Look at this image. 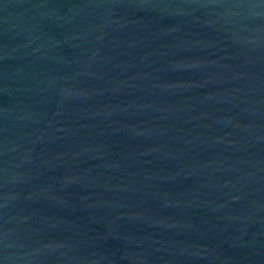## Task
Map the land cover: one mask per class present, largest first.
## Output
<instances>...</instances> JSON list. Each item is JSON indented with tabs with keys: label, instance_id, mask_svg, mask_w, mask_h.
Listing matches in <instances>:
<instances>
[{
	"label": "water",
	"instance_id": "1",
	"mask_svg": "<svg viewBox=\"0 0 264 264\" xmlns=\"http://www.w3.org/2000/svg\"><path fill=\"white\" fill-rule=\"evenodd\" d=\"M0 264H264V0H0Z\"/></svg>",
	"mask_w": 264,
	"mask_h": 264
}]
</instances>
